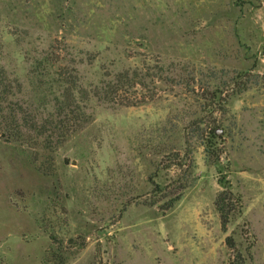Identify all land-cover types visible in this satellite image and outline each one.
I'll list each match as a JSON object with an SVG mask.
<instances>
[{
  "label": "rangeland",
  "instance_id": "1",
  "mask_svg": "<svg viewBox=\"0 0 264 264\" xmlns=\"http://www.w3.org/2000/svg\"><path fill=\"white\" fill-rule=\"evenodd\" d=\"M122 70L133 106L56 112ZM1 81L0 264H264V0H0Z\"/></svg>",
  "mask_w": 264,
  "mask_h": 264
},
{
  "label": "trees",
  "instance_id": "2",
  "mask_svg": "<svg viewBox=\"0 0 264 264\" xmlns=\"http://www.w3.org/2000/svg\"><path fill=\"white\" fill-rule=\"evenodd\" d=\"M107 77L108 79L105 82H102L101 85L95 86L94 88H86L76 76L69 75L68 73L60 74L58 85L61 89L58 98L55 100L54 106L56 112L62 114L63 118L70 116L75 122L86 123L88 120L86 119L85 114L83 116L81 115L83 111L82 109L84 108L78 106L79 102L87 104V102L95 100L101 104L109 106H133L134 104L124 96H126L135 86L142 87L141 75L136 72L130 73L128 70H122L115 74H109ZM0 85L2 87L0 90V103H5L7 97H11L13 94L11 93L10 86L3 85V81L0 82ZM23 123L28 125L29 128H26L27 126L24 124L14 127L13 135L16 134V137H18L17 141L23 137L19 127H21V129L24 127L28 131L31 130L32 132L43 135L42 132H40V128H36L35 123L31 124L32 120H25ZM196 131L199 139L203 140L202 146L204 147V152L208 156L210 155L211 157L218 158V153L217 155L215 154L216 151L213 142L215 136L211 125H205L204 129ZM219 183L221 184L222 182L220 181ZM224 188L227 189L226 187ZM225 189L217 193L214 203L215 209L219 215L222 230L226 229L227 225L232 221V218L235 215V213H233L235 206L230 203L232 198L228 197H232V195L230 194V191ZM226 244L228 247L232 249L234 248V242L231 237L226 239ZM235 258L236 260L233 264L250 263L252 261V254L247 249L242 252L240 251V254H237Z\"/></svg>",
  "mask_w": 264,
  "mask_h": 264
}]
</instances>
